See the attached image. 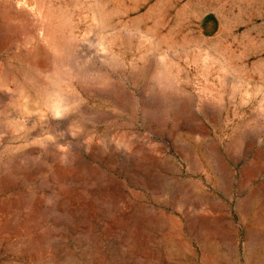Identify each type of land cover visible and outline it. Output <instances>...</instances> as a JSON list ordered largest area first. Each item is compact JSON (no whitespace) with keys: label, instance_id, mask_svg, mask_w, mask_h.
<instances>
[{"label":"rangeland","instance_id":"1","mask_svg":"<svg viewBox=\"0 0 264 264\" xmlns=\"http://www.w3.org/2000/svg\"><path fill=\"white\" fill-rule=\"evenodd\" d=\"M0 264H264V0H0Z\"/></svg>","mask_w":264,"mask_h":264}]
</instances>
